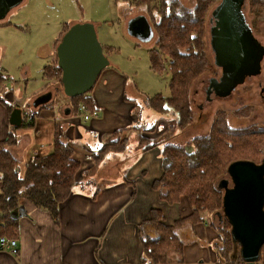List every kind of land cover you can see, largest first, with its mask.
<instances>
[{
	"label": "crops",
	"instance_id": "crops-1",
	"mask_svg": "<svg viewBox=\"0 0 264 264\" xmlns=\"http://www.w3.org/2000/svg\"><path fill=\"white\" fill-rule=\"evenodd\" d=\"M13 9L0 19V73L5 75L0 83V141L8 139L10 133L17 138L7 147L19 161L21 177L33 157L53 152L56 138L72 147L80 168L71 194L59 204L57 220L28 200L21 201L13 216L0 220V235L17 239L19 248L18 255L0 250V264H154L145 259L140 229L154 209L161 212L162 222L173 228L183 244L181 252L170 248L166 261L155 264H223L215 243L219 233L213 216H206L200 223L186 220L177 224L191 215L188 197L166 201L164 190L156 184L164 173L162 148L166 143H175L173 137L180 132L171 128L175 115L171 110H155L148 103L153 96L141 102L128 73L111 60L92 90L82 94L83 101L100 110L98 117L88 122L80 119L74 98L67 97L66 106H56L57 94L54 98L50 87L58 93L63 86L47 79V85L32 97L52 92L51 100L34 106V99L31 114L22 110V126L10 124L14 107L24 105L14 103L21 89L17 85L10 88L5 82L12 68L10 58H18L8 51L11 41L4 38L13 26ZM37 46L30 50L31 55L34 49L44 58L39 51L42 45ZM54 50L50 64L57 57ZM21 66L20 70L29 71V63L21 62ZM156 113L161 116L155 122L147 119L151 114L155 118ZM1 187L0 182V193Z\"/></svg>",
	"mask_w": 264,
	"mask_h": 264
},
{
	"label": "trees",
	"instance_id": "trees-1",
	"mask_svg": "<svg viewBox=\"0 0 264 264\" xmlns=\"http://www.w3.org/2000/svg\"><path fill=\"white\" fill-rule=\"evenodd\" d=\"M150 2L152 3L151 0L149 3L148 0H134L133 4L149 8ZM200 3H203L202 0H198V5L192 10H179L173 2H165L162 12L158 11V21L156 22L152 17L157 28L158 47L149 52L150 67L158 73L167 71L170 73L168 82L170 94L164 97L153 96L148 103L160 112L166 113L171 109L176 113L175 123L171 122L172 129L174 125H177L178 129H183L193 120V110L188 99L192 82L213 67L205 56L204 27L206 28V25L202 13L206 8ZM251 6L256 8V12H264V0H252ZM57 61L56 57L52 64L44 66L42 74L44 78L61 82L62 70ZM82 97L83 95L74 98L77 100V108L82 102L88 104V101H83ZM214 117L210 133L194 137L189 143L193 147L192 151L177 143H166L162 148L164 173L156 181L158 189L164 190L162 197L172 202L178 200L181 195H186L193 208L190 217L178 220L177 224L186 220L200 223L206 216H213L220 211L223 196L222 190L216 186L215 181L231 162L243 158L238 156L226 164L221 156L224 148L230 155L244 154V158L252 160L260 155L261 150L256 156L252 152L249 153V150L264 145V129L251 133L254 138L249 141L240 135L242 139L238 141V145L235 143L238 152L233 148L230 140L223 145L222 139L218 137L220 133L229 132L226 131L228 128L225 112L217 111ZM239 132L237 133L240 134ZM233 133L234 139H237L236 131ZM55 140L53 152L45 156L33 157L25 167L23 177L19 174V161L11 155L7 147L15 144L17 138L10 133L8 139L0 141L2 184L0 220L13 216L22 200H28L36 207L46 209L53 219L57 220L59 204L71 194L76 182L74 178L80 166L73 158L72 147L60 138ZM225 149L224 159H226ZM151 215L140 229L145 259L155 264L166 261V252L170 248H177V251L181 252L183 244L177 240L178 236L173 228L162 222L163 217L158 209H154ZM220 225L217 227L219 233L217 239L224 240V246L220 249L222 252L219 254L220 260L225 261L226 264H244L240 256L233 260L234 244L230 223L226 220ZM257 264H264V245L261 249L260 262Z\"/></svg>",
	"mask_w": 264,
	"mask_h": 264
},
{
	"label": "rangeland",
	"instance_id": "rangeland-1",
	"mask_svg": "<svg viewBox=\"0 0 264 264\" xmlns=\"http://www.w3.org/2000/svg\"><path fill=\"white\" fill-rule=\"evenodd\" d=\"M151 1L152 3L150 2V7L148 8L144 5L138 6L133 4L134 0H24L23 3L13 9L12 15H10L13 26L12 29H7L8 31H6L7 33L4 37L11 41L10 50L8 51H10L11 55L18 56V58H10L9 64L12 68L7 71L8 78L5 81L8 83V87L13 88L14 85H17V89H21L17 96L19 102H14L17 103L15 106H19L18 103L20 105L24 104L19 107L26 114L33 112L34 107L32 106V101L36 96H32L47 85L48 80L42 76V70L46 64L52 61L51 55L55 51L54 44L56 41L59 43L62 37L61 35L72 24L78 22H92L95 24L96 34L102 44L101 46L104 48V52L109 57L108 60H111L112 63L117 64L118 67L128 73L132 85L137 86L139 98H142L141 102H145V97L156 94L168 96L170 94L168 84L170 73L168 71L166 73L152 71L149 64L148 50L155 46L156 37L147 42L131 36L127 33L129 18L138 14H145L151 21L153 17L157 22L159 12H162L161 9L165 8V2H173L179 10H192L198 5V0ZM220 1L202 0L203 3H200L205 5L206 8L202 13L206 25V28L204 27L206 43L205 56H207L213 67L211 69L209 68L210 71L203 73L192 82L193 84L189 90L188 99L193 110V120L183 129H178L177 125H174L172 129L174 131L180 130L179 134L173 137V141L177 144L184 145L188 151L193 150V147L189 143L194 137L204 136L210 133L217 111L225 112V120L227 121L228 128L226 131H229L225 134L220 133L218 138L222 139L223 145L226 144V141L230 140V143H232L233 148L237 152L238 147H235V143L238 145V141L242 139L240 135H243V138L249 141L254 138L251 133L264 129V58L261 65L262 72L260 74L246 79L229 96L208 100V93H210L209 81L221 75V69L214 63V52L209 43L210 31L208 30L209 16ZM251 1H246V15H248L254 34L264 45V12H256V8H252L251 6ZM38 44L42 45L39 51L44 58H40L37 50H34L38 47ZM32 48H34L33 55L30 52ZM20 49L26 54V58L25 56L21 58L23 53H21ZM21 62L29 63L28 72L26 70H20L22 68V66L20 67ZM16 63L20 64L15 67ZM4 76L0 73V83L2 80L4 81ZM15 80L16 82L13 83ZM259 81L262 82V85H259ZM57 83L56 81L55 84ZM53 87L50 88L53 89L54 98L55 94H57L56 100L59 101H56L55 105L60 104L66 106L68 102L64 101L69 97L67 98L65 96L63 90L55 93L56 90ZM30 97H32L31 101L29 100ZM172 113L176 115L173 111ZM153 114L148 115L147 119L154 120L155 122V119L161 115L156 113V117L152 118L151 116ZM234 131L236 133L240 131V134H236L238 136L237 139H234ZM220 147L223 148L222 145ZM224 149L221 151V156L226 164L238 156H243V158L237 159H247L244 158V154L238 153V155H235L232 153L230 155L226 149V159H224ZM260 150V155L252 159V161L257 163L261 162L264 157V145L249 150V153L252 152L255 154L254 156L258 155ZM226 171L227 168L217 177L215 183L218 184L222 178L228 177ZM226 220L224 218L223 222H221L218 215L213 214L212 222L217 227L221 226L220 224H224ZM215 243H217L218 252L220 253V249L224 246V240L219 238ZM223 264H226V262L224 261Z\"/></svg>",
	"mask_w": 264,
	"mask_h": 264
},
{
	"label": "water",
	"instance_id": "water-1",
	"mask_svg": "<svg viewBox=\"0 0 264 264\" xmlns=\"http://www.w3.org/2000/svg\"><path fill=\"white\" fill-rule=\"evenodd\" d=\"M246 1L221 0L209 16V43L214 52V63L221 69L220 77L209 81L213 97L229 96L247 77L262 72L264 45L251 28ZM22 2L0 0V19ZM127 30L141 41H150L154 35L144 14L130 18ZM96 33L92 22L74 23L61 35L55 48L62 70L63 92L69 98L90 91L100 72L110 65ZM51 98L52 92H46L35 98L33 105H42ZM21 115L22 109L14 107L9 115L10 124L22 126ZM226 173L228 177L216 185L223 191L221 211L216 213L221 222L225 218L231 225L233 260L240 256L244 264H257L264 245V157L260 163L236 159L229 164Z\"/></svg>",
	"mask_w": 264,
	"mask_h": 264
},
{
	"label": "built area",
	"instance_id": "built-area-1",
	"mask_svg": "<svg viewBox=\"0 0 264 264\" xmlns=\"http://www.w3.org/2000/svg\"><path fill=\"white\" fill-rule=\"evenodd\" d=\"M77 116L83 121H90L100 115V110L96 107H90L86 103H80L77 108ZM18 241L15 238H10L7 236L0 237V250L8 251L11 254H17L19 248L17 247Z\"/></svg>",
	"mask_w": 264,
	"mask_h": 264
},
{
	"label": "flooded vegetation",
	"instance_id": "flooded-vegetation-1",
	"mask_svg": "<svg viewBox=\"0 0 264 264\" xmlns=\"http://www.w3.org/2000/svg\"><path fill=\"white\" fill-rule=\"evenodd\" d=\"M138 15H140V14H138ZM138 15H136V16H138ZM145 15V14H144ZM135 17V16H134ZM131 18H133V17H131ZM130 19V18H129ZM147 19L149 20V22L151 23V25H152V29H153V32H154V35H153V37H152V39L154 38V37H156V43H157V32H156V25H155V23H153L149 18H148V16H147ZM208 26H209V19H208ZM151 39V40H152ZM148 42V41H147ZM156 43H154V47H152V48H150L149 50H148V54H149V52L152 50V49H155V48H157L158 47V45H156ZM204 43H205V36H204ZM205 45H206V43H205ZM220 77V76H219ZM218 77V78H219ZM251 77H255V76H250V77H247L246 79H248V78H251ZM214 78H217V77H214ZM245 81V80H244ZM259 85H262V82H260L259 81ZM240 85H238L237 87H239ZM236 87V88H237ZM209 88H210V86H209ZM208 90V89H207ZM263 91H264V88H263ZM209 92L210 93H208V100H210L213 96H212V94L214 93L213 91H212V89H209ZM213 98H218V96H215V97H213ZM202 107V106H201ZM200 107V108H201ZM199 108V109H200ZM239 110V109H238Z\"/></svg>",
	"mask_w": 264,
	"mask_h": 264
}]
</instances>
